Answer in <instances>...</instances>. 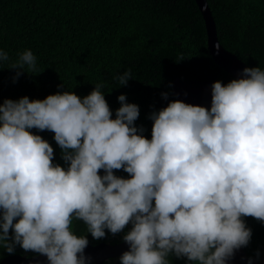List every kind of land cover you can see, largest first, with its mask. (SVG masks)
<instances>
[{
    "label": "clouds",
    "instance_id": "clouds-1",
    "mask_svg": "<svg viewBox=\"0 0 264 264\" xmlns=\"http://www.w3.org/2000/svg\"><path fill=\"white\" fill-rule=\"evenodd\" d=\"M8 59L0 50V61ZM25 66L37 70L31 50L9 68L17 70L14 81ZM243 77L214 82L210 109L174 100L153 112L151 139L138 134L139 107L124 94L112 118L103 84L83 98L64 91L5 99L0 244L49 264H88L89 241L73 232L75 219L96 240L131 224L121 264H170V254L227 264L251 239L243 218L264 223V70L246 67ZM131 78L130 71L117 77L122 86ZM33 128L54 133L66 169ZM121 169L130 178L114 174Z\"/></svg>",
    "mask_w": 264,
    "mask_h": 264
},
{
    "label": "trees",
    "instance_id": "trees-1",
    "mask_svg": "<svg viewBox=\"0 0 264 264\" xmlns=\"http://www.w3.org/2000/svg\"><path fill=\"white\" fill-rule=\"evenodd\" d=\"M216 23L219 41L235 53L249 68L264 70V0H207ZM0 50L9 56L0 61V104L5 99H44L48 95L74 92L87 96L97 84L116 118L121 106L118 96L139 107L134 122L138 134L151 139L153 121L170 101L173 77L207 79L227 84L234 77L219 67L207 50L206 32L195 0H0ZM25 50L36 57V71L27 66L18 79L9 69ZM130 71L131 79L122 86L119 75ZM28 72V73H27ZM167 93V99L162 97ZM54 150V164L65 169L62 150L54 133L30 129ZM103 170L100 175H104ZM121 178H130L114 170ZM252 231L247 255L264 257V223L244 217ZM132 225L116 235L106 231L96 240L86 225L73 220L78 236H87L90 244L117 243ZM10 230V235H11ZM13 253L33 256L19 245ZM9 253L0 244V260ZM170 264H195L186 257H168ZM114 259L101 264H113ZM94 264V263H92ZM117 264H121L120 260Z\"/></svg>",
    "mask_w": 264,
    "mask_h": 264
},
{
    "label": "water",
    "instance_id": "water-1",
    "mask_svg": "<svg viewBox=\"0 0 264 264\" xmlns=\"http://www.w3.org/2000/svg\"><path fill=\"white\" fill-rule=\"evenodd\" d=\"M195 3L204 21L207 50L214 62L231 74L234 79L244 78L243 69L248 66L235 53L227 50L219 41L216 23L207 0H195ZM213 83V81L207 79L181 78L177 76L173 77L171 88L176 100L210 109ZM262 247H264V243ZM128 250L129 245L124 240L117 243L102 241L95 245L88 243L84 255L90 258L88 264H101L110 259H114L113 264H117L121 255ZM250 261L251 264H264V257L258 260L257 253L249 256L242 247L235 252L227 264H249ZM0 264H49V262L46 256L40 254L27 256L12 253L2 258Z\"/></svg>",
    "mask_w": 264,
    "mask_h": 264
}]
</instances>
